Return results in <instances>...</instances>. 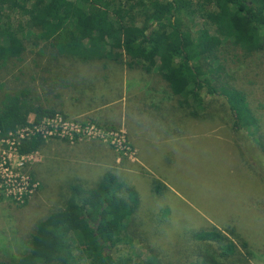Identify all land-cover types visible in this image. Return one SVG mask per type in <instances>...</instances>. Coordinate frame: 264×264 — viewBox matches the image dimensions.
<instances>
[{
    "label": "rangeland",
    "instance_id": "374dc122",
    "mask_svg": "<svg viewBox=\"0 0 264 264\" xmlns=\"http://www.w3.org/2000/svg\"><path fill=\"white\" fill-rule=\"evenodd\" d=\"M95 1L107 5V0ZM202 2L209 12L210 0ZM175 23L190 24L184 16ZM24 45L19 58L0 70L4 91L29 89L38 104L55 110L68 123L94 126L97 132L47 137L28 156L0 143V163L8 166L15 183L25 187H6L0 176V260L16 259L27 251L36 223L64 208L72 184L93 188L105 171H111L138 197L134 222L124 228L123 241L112 250L117 264H138L154 253L160 264H198L209 259L208 252L220 264H264V50L245 55L222 44L212 66L216 83L243 92L261 128L254 135L250 128L231 129L226 100L220 97L204 96L210 108L191 116L178 107L156 72L128 67L126 58L121 63H80L58 56L44 43L35 46L30 40ZM127 103L130 130L154 143L148 147L142 141L140 147L149 172L137 166L126 128L108 127L97 118L120 117L122 104ZM29 119L32 122L33 116ZM155 174H166L170 185L155 180ZM160 185L164 189L155 191ZM210 227L238 233L246 244L244 248L235 241L242 262L230 254L219 258L213 247L205 252L197 233Z\"/></svg>",
    "mask_w": 264,
    "mask_h": 264
},
{
    "label": "trees",
    "instance_id": "16d2710c",
    "mask_svg": "<svg viewBox=\"0 0 264 264\" xmlns=\"http://www.w3.org/2000/svg\"><path fill=\"white\" fill-rule=\"evenodd\" d=\"M162 2L107 0L103 7L95 0H0V70L9 60L18 59L30 40L80 63H121L126 58L128 67L156 72L178 107L191 116L210 108L204 96L220 97L226 100L232 130L260 132L243 92L216 83L211 75L215 74L214 53L222 44L245 55L264 50V0H210L209 12L202 0ZM181 16L190 24H176ZM4 86L0 83V141L14 140L17 153L28 156L40 149L44 138L38 132L19 138L17 132L59 114L38 104L29 89L9 92ZM116 179L105 171L93 188L72 184L64 208L36 223L27 251L0 264H117L112 250L123 241L124 228L134 222L138 197ZM159 188L164 189L160 185L155 191ZM208 229L197 233L205 252L213 247L219 258L230 254L242 262L235 241L244 248L246 244L237 232ZM207 256L201 260L205 264H220L209 252ZM138 264H160L158 253Z\"/></svg>",
    "mask_w": 264,
    "mask_h": 264
},
{
    "label": "built area",
    "instance_id": "2783aa9c",
    "mask_svg": "<svg viewBox=\"0 0 264 264\" xmlns=\"http://www.w3.org/2000/svg\"><path fill=\"white\" fill-rule=\"evenodd\" d=\"M29 122H30V119H29ZM50 124H53V125L50 127L49 126ZM35 132L40 133L45 140L47 137L64 139V138H67L68 136L71 137L74 133L75 134H84V133L94 134L97 131L94 126L82 128L78 125H75V123H68L67 121H65L64 117L57 115L55 118L51 120L43 121L38 126H34L32 128L27 127V128L21 129L17 132V134L19 138H24L25 136H30L34 134ZM0 143L11 144V146L17 153L16 149L14 148V140L0 141ZM3 175H4V180L1 181V183L5 182L6 187L14 188L18 186L19 190H21L22 188L25 189L24 183L22 184L15 183L16 180L11 179V174L8 169V166H6L4 163L2 164L0 163V176L3 177ZM21 185H23V187H21Z\"/></svg>",
    "mask_w": 264,
    "mask_h": 264
},
{
    "label": "crops",
    "instance_id": "0c3cea01",
    "mask_svg": "<svg viewBox=\"0 0 264 264\" xmlns=\"http://www.w3.org/2000/svg\"><path fill=\"white\" fill-rule=\"evenodd\" d=\"M171 96V95H170ZM131 111V107L129 106V103H127V104H122V110L120 111V117L119 116H117V117H110V118H107V120L106 119H104V118H102V117H100V116H97V118L100 120V121H102V122H100V121H98V122H100V123H102V124H104V125H106V126H108V127H113V126H116V127H123V128H126V130H127V135H128V139H129V141H130V143L132 144V146L134 147V149L136 150V160H137V166H139V167H141V169H143V170H146V172H149V170H148V159L146 160V158L143 156V154H142V151H141V149H140V147H141V142L143 141L145 144H146V146H148V147H151L154 143L153 142H151V140L150 139H146V138H144V137H141V132H139V133H133L131 130H130V128L128 127V125L126 124V117H125V114H127V112L128 111ZM136 111V108H135V110H134V112ZM133 112V113H134ZM146 112V111H145ZM73 114H75V115H77L78 113L77 112H74ZM91 114H94V115H96V112H93V113H91ZM79 116L78 117H83V115H84V112H79V114H78ZM98 115H101V114H99L98 113ZM102 116V115H101ZM104 122V123H103ZM154 123V122H153ZM163 124H164V122H162ZM153 125V128H154V125H157L156 123H154V124H152ZM162 127H164V128H167V127H170L169 125H165V126H162ZM174 128H175V126H173ZM152 128V129H153ZM168 130V129H167ZM147 131H149V132H151L152 131V135L155 133V131H153V130H147ZM131 133H133V134H131ZM151 135V137H153ZM150 138V137H149ZM140 141V142H139ZM138 143V144H137ZM161 144H163V143H161ZM163 173H165V172H163ZM154 177L155 178H157V179H155V180H157V181H161V180H164L165 182L164 183H162L165 187L167 186V185H170V184H168V182H166V180L165 179H167L166 177H167V175L166 174H163L162 176H159V175H157V174H155L154 175Z\"/></svg>",
    "mask_w": 264,
    "mask_h": 264
}]
</instances>
